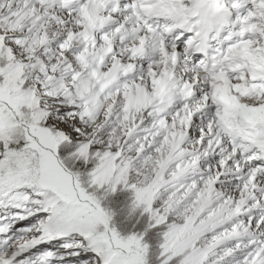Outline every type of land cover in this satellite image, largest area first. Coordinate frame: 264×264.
Returning <instances> with one entry per match:
<instances>
[{
  "label": "snow or ice",
  "instance_id": "snow-or-ice-1",
  "mask_svg": "<svg viewBox=\"0 0 264 264\" xmlns=\"http://www.w3.org/2000/svg\"><path fill=\"white\" fill-rule=\"evenodd\" d=\"M0 264H264V0H0Z\"/></svg>",
  "mask_w": 264,
  "mask_h": 264
}]
</instances>
